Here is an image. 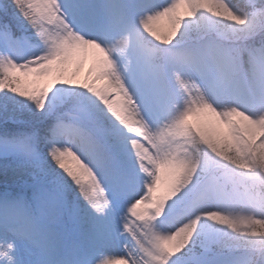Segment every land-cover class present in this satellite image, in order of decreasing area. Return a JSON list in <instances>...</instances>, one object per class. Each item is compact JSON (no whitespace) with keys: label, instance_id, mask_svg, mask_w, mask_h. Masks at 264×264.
Masks as SVG:
<instances>
[{"label":"snow or ice","instance_id":"6c2138e0","mask_svg":"<svg viewBox=\"0 0 264 264\" xmlns=\"http://www.w3.org/2000/svg\"><path fill=\"white\" fill-rule=\"evenodd\" d=\"M0 264H264V0H0Z\"/></svg>","mask_w":264,"mask_h":264},{"label":"rangeland","instance_id":"374dc122","mask_svg":"<svg viewBox=\"0 0 264 264\" xmlns=\"http://www.w3.org/2000/svg\"><path fill=\"white\" fill-rule=\"evenodd\" d=\"M89 67H90V61H88V62L85 63V65H84V67H83V69H82V71H81V73H80V79H81V80L84 79V77H85V75H86V73H87Z\"/></svg>","mask_w":264,"mask_h":264}]
</instances>
